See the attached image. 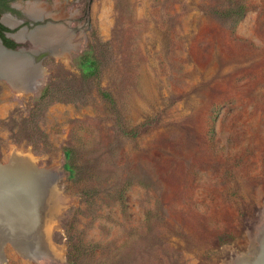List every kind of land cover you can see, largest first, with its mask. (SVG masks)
Instances as JSON below:
<instances>
[{
	"label": "rangeland",
	"instance_id": "374dc122",
	"mask_svg": "<svg viewBox=\"0 0 264 264\" xmlns=\"http://www.w3.org/2000/svg\"><path fill=\"white\" fill-rule=\"evenodd\" d=\"M29 1L40 17L77 14L75 39L47 27L73 49L63 58L23 32L34 53L61 55L35 90L0 79V165L35 154L51 174L43 224L60 229L53 252L28 259L7 243L0 264L258 263L264 0ZM241 4L242 16L224 12Z\"/></svg>",
	"mask_w": 264,
	"mask_h": 264
},
{
	"label": "bare ground",
	"instance_id": "6f19581e",
	"mask_svg": "<svg viewBox=\"0 0 264 264\" xmlns=\"http://www.w3.org/2000/svg\"><path fill=\"white\" fill-rule=\"evenodd\" d=\"M42 11L43 10L39 8V6H35L31 7V9L29 8L27 12L34 17H40ZM56 32L59 33V35H64V32H59L58 30ZM56 32L55 29L51 31L47 30V27L46 29L35 30L31 35V39L37 44L46 43L49 40L52 45H56L61 41L58 39L62 37L57 36ZM23 38V32L17 35V39ZM49 50L52 51L53 55L58 51L55 47ZM69 54L68 52L62 56L65 58L64 56ZM45 76V69L42 64H34L26 55H24V57L22 54L15 56L9 55L0 48L1 79L7 80L13 85H20L21 88L31 86V88L35 90L43 84ZM17 159L25 161L27 166L15 167L13 164ZM37 161L38 159L31 151L26 152L25 150H19L11 157V167L9 166L10 164L0 165V222H5L8 227L3 233L6 236L8 235L14 238L15 243L13 246L17 248L21 254L24 249L23 254L26 256L28 255V259H30L29 255L35 254L40 247L51 251L48 246L49 237L52 236L54 230L60 229L56 223V219L51 218L46 223V226L43 224L46 230L39 234L37 244L33 245L31 236L28 235L29 232H31L30 230H33L34 236V229L35 227L37 229L38 226L35 220V218H37L36 211H40V207H43L40 203V191L37 187L38 183H42L43 186H45L44 184L49 182V178L51 177V174L46 173L37 166ZM37 172H40L41 176H37ZM49 224H52L51 228L47 227ZM2 243V237L0 236V261L6 260L4 251L5 246ZM57 249H59V247H57ZM256 264H264V257Z\"/></svg>",
	"mask_w": 264,
	"mask_h": 264
},
{
	"label": "flooded vegetation",
	"instance_id": "af4514ba",
	"mask_svg": "<svg viewBox=\"0 0 264 264\" xmlns=\"http://www.w3.org/2000/svg\"><path fill=\"white\" fill-rule=\"evenodd\" d=\"M35 2L37 1L30 2L29 0H0V42L6 49H23L27 52L35 51L31 49L32 42L29 40V38L21 40L17 39V35L21 32L29 34L35 31L38 27L43 29L48 26L56 27L58 25H66L69 30V33H65L66 37H68L67 43L70 41V39H73L75 34L72 30V24L74 23L73 21L77 18V14L76 16L73 15L70 19L67 17L56 19L52 16L55 10L52 8V6L46 4L48 7H50L48 10L52 8L53 12L48 11V13H46L42 17H34L30 15L27 10H25V7L28 4H33ZM42 13H44V11H42ZM49 13L51 14L47 15ZM58 43L60 46L59 49H61L62 47V51L71 53V51L73 50L72 48H64V42L62 43L61 41H59ZM58 51L57 53H55L54 55L52 54V56L49 57L58 56ZM60 55L61 54L59 53V56Z\"/></svg>",
	"mask_w": 264,
	"mask_h": 264
},
{
	"label": "water",
	"instance_id": "95a60500",
	"mask_svg": "<svg viewBox=\"0 0 264 264\" xmlns=\"http://www.w3.org/2000/svg\"><path fill=\"white\" fill-rule=\"evenodd\" d=\"M37 29H41V28H36V30ZM33 45V44H32ZM0 48L5 52V53H7V54H9V55H23V57H24V55H26L27 56V58H29L30 60H31V62H33L34 64H42V62L47 58V57H49V56H52V51H50L49 49H46V50H44V51H38L37 53H34V51L33 52H27V51H25V50H23V49H21V50H10V49H6L5 47H3L2 46V44H1V42H0ZM1 79V78H0ZM7 81V80H6ZM8 164H10V163H8ZM7 164V165H8ZM10 167H11V164L9 165ZM57 178L53 175V180L51 179V184H52V188H53V190L55 189V187H56V180ZM38 190L40 191V196H39V198H40V203H41V205L43 206V207H40V211L39 210H37L36 211V217L37 218H35V220L37 221V223H36V225H38L37 226V229H36V227H35V234H34V236H33V230H30L31 232H29V236H31V240H32V242H33V245H35V244H37L38 243V240H39V234L41 233V228H42V225H43V208H44V198H43V192H42V188H43V184L42 183H38ZM0 236L2 237V244H4V246L7 244V243H11L12 245H14V243H15V240H14V238L13 237H11V236H6L3 232H4V230L5 229H7L8 227H7V225H6V223L5 222H3V223H1L0 222ZM264 237V229H263V231L261 232V234H260V236H259V241H260V239H262ZM261 242V241H260ZM246 264H251V262H249V263H246Z\"/></svg>",
	"mask_w": 264,
	"mask_h": 264
},
{
	"label": "trees",
	"instance_id": "16d2710c",
	"mask_svg": "<svg viewBox=\"0 0 264 264\" xmlns=\"http://www.w3.org/2000/svg\"><path fill=\"white\" fill-rule=\"evenodd\" d=\"M247 10V7H246V5H243V4H241V5H238L236 8H234V9H232V8H229L228 10H224V12H226V14H227V16H229V17H231V18H233V17H235L236 18V16H242V14L245 12ZM14 11V10H13ZM241 43V42H240ZM242 44V43H241ZM90 62V61H89ZM65 170L66 171H68L69 173H72V172H74V169H73V167L70 165V164H66L65 165ZM236 232V231H235ZM232 238H235V237H232ZM223 240V242H231L232 241V239H226L225 237L222 239Z\"/></svg>",
	"mask_w": 264,
	"mask_h": 264
}]
</instances>
